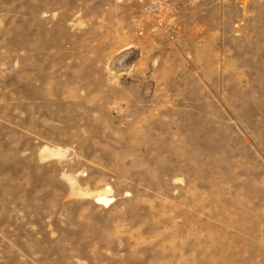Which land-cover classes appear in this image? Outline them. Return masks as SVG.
<instances>
[{
    "label": "rangeland",
    "instance_id": "374dc122",
    "mask_svg": "<svg viewBox=\"0 0 264 264\" xmlns=\"http://www.w3.org/2000/svg\"><path fill=\"white\" fill-rule=\"evenodd\" d=\"M0 264H264V0H0Z\"/></svg>",
    "mask_w": 264,
    "mask_h": 264
},
{
    "label": "bare ground",
    "instance_id": "6f19581e",
    "mask_svg": "<svg viewBox=\"0 0 264 264\" xmlns=\"http://www.w3.org/2000/svg\"><path fill=\"white\" fill-rule=\"evenodd\" d=\"M107 193L108 191H105L103 194H99L95 197V202L98 204V205H107L111 202V199H109L107 197Z\"/></svg>",
    "mask_w": 264,
    "mask_h": 264
}]
</instances>
